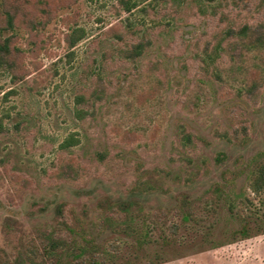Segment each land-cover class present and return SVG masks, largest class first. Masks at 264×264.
Wrapping results in <instances>:
<instances>
[{
  "label": "rangeland",
  "instance_id": "1",
  "mask_svg": "<svg viewBox=\"0 0 264 264\" xmlns=\"http://www.w3.org/2000/svg\"><path fill=\"white\" fill-rule=\"evenodd\" d=\"M47 1L46 27L5 33L0 260L41 264L57 232L91 248L82 264H264V0Z\"/></svg>",
  "mask_w": 264,
  "mask_h": 264
},
{
  "label": "trees",
  "instance_id": "2",
  "mask_svg": "<svg viewBox=\"0 0 264 264\" xmlns=\"http://www.w3.org/2000/svg\"><path fill=\"white\" fill-rule=\"evenodd\" d=\"M143 0H120L123 8L126 11L131 12L133 9L139 7ZM208 2H215L217 0H206ZM34 6V8H33ZM38 6L40 14H35V7ZM145 9V7H139ZM133 10V11H134ZM132 11V12H133ZM131 12V13H132ZM53 19V8L47 0H38L36 4H33L31 0H0V68H12L15 66V55L20 51L18 47L14 46L15 33L5 35L6 32L15 31L17 27L25 25L31 31H39L46 27ZM71 32L68 35V44L70 48L74 47L85 37V30L82 27L74 26L71 28ZM256 48L264 50V33L261 32L255 39L254 43ZM145 44L139 42L129 50H125L124 56L128 59H136L144 52ZM264 74V71H263ZM257 88V84L254 83L251 87V91ZM82 99V96H80ZM84 115L83 110L78 111V117L82 118ZM188 139H190L188 137ZM80 143L79 138H76L73 134L67 137L61 147L69 148L76 146ZM251 187L256 194H264V152L257 154L252 162L251 175H250ZM187 219L188 216L186 215ZM73 231V230H69ZM46 238L42 241V247H34V259L41 257V264L58 263L68 253L75 257L77 260H82V263H86L84 256L87 253H91V248L88 245L78 243L74 240L71 234L68 238L62 235H58L57 232H51L49 235H45ZM36 249V250H34ZM50 260H55L49 261ZM91 263L102 264L98 260H91ZM10 262H4L0 260V264H7ZM11 264V263H10ZM14 264V263H13Z\"/></svg>",
  "mask_w": 264,
  "mask_h": 264
}]
</instances>
